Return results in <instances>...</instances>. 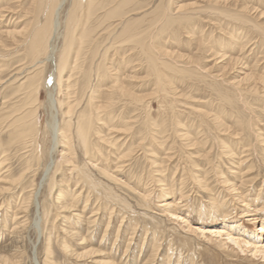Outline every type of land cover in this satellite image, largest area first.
<instances>
[{"label":"rangeland","instance_id":"1","mask_svg":"<svg viewBox=\"0 0 264 264\" xmlns=\"http://www.w3.org/2000/svg\"><path fill=\"white\" fill-rule=\"evenodd\" d=\"M138 1V13L130 15L129 22L139 37L124 40L116 47L114 30L109 36L97 29L98 33L91 36L98 37L91 42L88 35L91 27L98 23L83 20L86 25L80 21L82 29L80 27L79 34L72 39L74 49L70 50V64L62 72L58 85L54 78L51 80L56 86L53 96L60 124L67 121L65 112L70 105L73 109L71 129L74 130L82 118L80 115L90 119L88 157L76 148L79 164L88 167L95 180H100L118 196V201L113 197L107 199L105 210L98 211L94 224L76 223L70 218L77 233L86 234L88 226L89 231H93V240L79 244L78 236L62 242L65 234L59 227L67 226L61 216L70 214L71 210L58 212L54 204H50L46 181L40 186L39 194V199L45 198L49 211V217L41 222L43 234L37 238L33 229H29L21 241L10 233L13 222L8 211L21 204V194H28L31 180L42 181L44 166L49 160L51 136L46 125L50 111L48 89L43 88L42 82L45 77L48 79L52 65L45 61L43 50L38 56L32 55L29 43H20L26 29L22 34L3 32L32 26L37 18L31 0H0V8L16 12L9 22L5 17L2 19L0 11V69H3L0 72V82H3L0 83V147L8 140L11 128L6 127L10 123L8 115L35 99L27 107L39 109L37 127L40 131L37 151L40 166L37 165L36 174H27L24 189L7 195L4 204L7 208L0 207V254L7 257L10 264H45L48 234L51 235L50 259L55 264H264L260 256L242 252L234 245L230 250L220 247L219 236L215 239L212 235L213 239L208 240L199 232L226 222L246 229L244 237L247 239L253 240L257 233L264 237V231L259 230L264 221V80H255L259 75L264 79V0ZM66 11L67 7L61 13L57 61L67 30L66 16H63ZM239 17L244 21L238 20ZM38 19L44 20L43 17ZM117 27L122 28V24ZM80 37L86 44L77 56ZM221 54L224 57H220ZM20 67L22 74L11 77L10 71ZM247 74L252 77H245ZM33 75L36 76L34 81ZM33 82L36 85H30ZM112 85L111 92H107ZM101 104L104 111L97 119L96 107ZM132 116L135 122L127 126L124 122ZM119 130L124 133L119 134ZM125 135L126 141H122ZM116 136L121 141H116ZM114 139L117 144L110 143ZM132 148L127 156L129 160L121 164L120 171L114 172L115 166L120 164L115 161L116 156ZM61 149L58 145L53 157L54 169L58 168L52 172L56 181L53 197L60 190L59 179L63 168L67 167ZM10 154L7 164L18 175L23 159L14 157L13 152ZM153 161L162 166L158 175ZM101 167H107L108 173L102 174ZM243 174L248 182L241 186ZM233 177L237 178L232 180ZM227 182H235L233 188L239 189L232 192V188L225 187ZM238 197H242L240 201ZM164 201L175 203L180 219L168 216L158 207ZM98 203L93 201L94 208ZM82 204L81 200L72 214L80 211ZM58 213L60 216L56 218ZM29 216L32 217V212ZM54 219L56 228L51 229ZM108 220L110 224L104 233ZM188 223L194 232L188 231ZM132 229L135 230L133 238ZM65 244L67 252L61 247ZM89 248L94 251L86 253Z\"/></svg>","mask_w":264,"mask_h":264},{"label":"bare ground","instance_id":"2","mask_svg":"<svg viewBox=\"0 0 264 264\" xmlns=\"http://www.w3.org/2000/svg\"><path fill=\"white\" fill-rule=\"evenodd\" d=\"M31 3H33V5H34V8L32 10H34L33 12H35V17L37 18V19L35 18L36 20L33 22L32 26L31 27L28 26L29 28L23 26L19 30H5L3 32L12 33V34H22L23 31L26 29L27 32L24 34L23 38L19 39L20 43L22 41L23 42L27 41V43H29V48H30L28 50H31V52L33 53L32 55L38 56L43 50V53H45V58H44L45 61L52 65V70L48 76V79L45 77V79L42 82L43 88L47 87V89H48L47 90V92H48V107H49V111H50V118L47 121L46 128L50 132V136H51L50 144L51 145L49 147V154H48L49 160L46 163V165L44 166V171H43L44 175H43L42 181L39 183H36L34 179L31 180L30 184L28 185V187H29L27 190L28 194H26V195L21 194V204H19V206H17V208H15L14 210H11L10 212L8 211V214H9L10 219H11L10 221H11V223L13 222V227H12L10 233H13L12 235H16V237H14V238H16V240L21 239V241L24 240L25 236L29 232V229H31V230L33 229L37 238H39V236L43 234V230L41 228V222L43 220L45 221L46 218L49 217L48 216L49 211L46 208L45 198L39 199V194H40V186L43 184L44 181H46L47 191H48V199L50 201V204H52V205L54 204L56 209H58V212H66V211H70V210L71 211L76 210L77 206H79L81 204V200L83 201L81 209H79L80 211H78L77 213H74V214H72L73 212L70 211V214H66V215L64 214L61 216V218H64L63 222L66 223L65 225L67 227H72V228H67V227L64 228L63 226L59 227L60 232L65 234V237H63V236L61 237L62 238L61 240L63 243L66 242L67 238H71L72 236H78L80 238L79 244H82V243H86L88 240L94 239V235L92 234L93 231L92 232L89 231L91 229H90V226H88L86 229L87 230L86 234H81L79 232L77 233L76 231H74L75 227L71 225L72 219L70 220V218H73L76 223H83L82 221H85L84 224L86 223V225L94 224V222L96 221L97 215L99 214L98 211H100L101 209L105 210V207L108 204L107 199L109 197H113V200L116 199V201H118V196L113 194L110 189H107L106 186H104V184H102V182L100 180L99 181L95 180L92 177V175L89 174L88 167H85L84 164L83 165L79 164V160H78V156H77L78 155L77 151L79 150V148L82 150L83 154H85L86 156L88 155L87 149L89 148V145H90L89 140H90V131H91V124L89 121L90 119H88V117H86V116L80 115L79 118H81V117L82 118L79 119L80 121L74 127V130H73V128L71 129V127L73 126L71 124V121H72L71 116L73 115V109L71 107L72 105H70V106H68V109L65 112V115H67L68 119L64 124L61 125L59 122V119H58L57 101L55 100V98L53 96V91L56 90L55 89L56 86L51 84V80L54 78L55 83L56 84L59 83V81L61 79L60 77H61L62 72L67 67V64H70V63H68L70 50H71V48H72V50L74 49L72 47V39L75 35L79 34V30L82 29V27L80 26L82 22L80 23V21H83V20L87 21L88 20V22H89L90 20H92L95 22L93 24L98 23V25H94L93 27H91V31H90L91 33L89 32L90 35H88V36H90L91 38H89V37L88 38L91 40V42L98 37V36L95 37V39H93V37H92L93 35L94 36L96 35L93 33L97 32V29H98V32H100V31H103V33L106 32L109 34V36H111V34L113 32H115L116 38H114V39L116 40V47H120V45L122 44L121 42L124 40L125 41H129V40L132 41V39L139 37L138 33L135 31V28L133 27V24L129 22L130 21L129 17H130V15H135L136 13H138L136 11L139 9L140 2L138 0H31ZM66 7H67V11L64 13V15L63 14L62 15L64 17L66 16L65 20L67 22H65V23H66L67 30H66L65 35L62 38V39H64V44L62 43L63 44L62 54L60 56V59L57 61L56 57H55V52H56L57 40L61 36V33H60V30H61L60 25H61V21H62L61 13ZM13 10H15V9H13ZM212 10L216 11V9H214V8ZM0 11L2 12V15H1L2 19H4V17H5L6 20L9 19V22H11L13 14L16 13V12H13L12 10L3 9V8H0ZM226 16L231 17L230 15H226ZM42 17L44 19L43 22H41L38 19V18L42 19ZM23 19L24 18H22L21 20H23ZM237 19L244 21L242 17H239ZM20 21L18 20V22H20ZM115 22H117V23H115ZM84 23H83V27H85L87 25V23H85L86 25ZM75 24H76V27H75ZM89 24H91V21ZM120 24H122V28L117 27V25L119 26ZM63 25H64V23H63ZM80 27H81V29H80ZM76 28H77V31H76ZM64 29H65V26H64ZM232 31H234V30H232ZM78 40H79L78 41L79 47H78V50L76 52L77 56H78L79 50L82 49L81 47L86 44V41L83 42L81 40V37ZM85 40H88V39H85ZM134 41H136V39ZM24 43H21V44H24ZM74 43L76 45V42H74ZM89 43H90V41H89ZM89 43H88V45H89ZM18 46L19 45H17L16 47H18ZM76 46H74V47H76ZM85 48H86V46H85ZM93 51L94 50H92V52ZM222 56L224 57V54L220 55V57H222ZM76 59H75V61H76ZM71 61H72V59H71ZM72 64H73V62H72ZM1 65H3V64H1ZM2 70L3 69H0V72ZM11 72L13 73L11 75V77H15L16 75L19 76L22 74V69H21V67L19 69L14 68L13 70L10 71V73ZM246 76L248 77L249 74L245 75V77ZM250 76H249V78H250ZM34 78H36L35 75H33V78H32L33 81H34ZM49 78H51V79H49ZM258 79L263 81L264 80L263 75H259L258 78L255 80H258ZM68 80L66 78L64 80L65 83H67ZM0 81H1V79H0ZM0 83H3V82H0ZM32 84L36 85L35 82L31 83L30 85H32ZM112 87H113V85L110 86V88L106 91L111 92V90L113 89ZM67 89H69V88H67ZM32 91L36 93V90L34 91V89H32ZM26 101H28V100H26ZM35 101H36V99L32 100V102H35ZM32 102H31V104H32ZM29 103L30 102L24 103L23 105L14 109L12 111V113H10L8 115V119L10 120L9 121L10 123L6 124V127L7 128L11 127V128H10V132L8 134V140L5 144V146L0 147V172H1L0 173V207L5 206L4 204L6 201V197H8L7 195L13 194L14 190H16V189H24V187H23L24 183H25L24 180H25V177L27 176V174L34 173L35 171L38 170L37 165L40 166V162L38 160V157L40 155L38 156V152H37L38 148H39L38 137H39V132H40L38 130V127H37L38 126V118L37 117H38L39 109L37 107H32V108L27 107V106L31 105ZM62 105H63V103H62ZM102 106H103V104L98 105L96 107V113H97L96 118L97 119L100 116L99 114L104 111V108H102ZM13 112H18V113L13 114ZM101 115H105V113H102ZM132 118L135 119L134 116L129 117L124 123L127 126H131L135 122V120H132ZM74 124H75V122H74ZM133 127H135V126H133ZM127 129L128 128H126V130ZM118 133L122 134L124 132L119 130ZM126 136L127 135H125V139L123 137V138H121V140L123 139L122 141H126ZM181 136H183V135H181ZM58 137L61 138L62 141H60L58 139ZM119 140L120 139L116 136V141H119ZM111 142H113V144H117V142H115V139H114V141H110V143ZM240 144L241 143L239 142V145ZM58 145H60L62 147L61 151H63L62 155H63V158L66 162L67 167H66V169L63 168L64 172L62 174V177L60 176L61 179H59L60 184L58 186H59L60 190L57 192L56 196L53 197L52 191L56 185V181L53 179V173H55L58 169L57 167H56V169H54L55 161H54L53 157H54V154H55V151H56V148ZM121 145H122V143H121ZM125 145H127V144H125ZM76 148L78 149L77 151H76ZM120 150H122V149L120 148ZM120 150H118V151H120ZM132 150H133V148L128 149V151H126L122 154L120 151V155L116 156V158H115V161H118V163H120V164H117V165L115 164L116 168H115L114 172L120 171L119 169L123 168L122 165L124 162L129 160L127 158V156H129V153L132 152ZM12 152H13V156L17 157V159H23L22 160L23 161L22 162L23 167H21V169L19 170L18 175L15 174V170L12 169L7 164L9 161V156L11 155L10 153H12ZM32 153L34 155H32ZM232 153H234V152H232ZM149 155L151 156L152 154H149ZM245 155H247V154H245ZM99 158H102V156L100 155ZM152 163L155 164L153 166L155 168L154 171H156V175H158L159 174L158 171L161 172L160 169H162V166H157L156 161H153ZM34 165L36 166L35 168H34ZM100 169H101L100 171L102 172V174L108 173L107 167H105V168L101 167ZM49 172H51V173L53 172V173L51 174ZM35 174L36 173H34V175ZM233 174H235V173H233ZM183 175H184V173H183ZM183 175H182V177H183ZM197 176L198 175L195 174L196 178H197ZM243 176H244V174H243ZM193 178L194 177H192L190 179H193ZM224 178H226V177H224ZM243 178L244 179H242V181L240 180L241 186H244L248 182L245 179L246 178L245 176ZM72 179H74V180H72ZM235 179L233 177L232 180H235ZM200 180L201 179H199L197 181L201 183L202 180L201 181ZM158 181H159V179H158ZM161 181L162 180H160L159 182H161ZM197 181H196V183H198ZM224 181L226 182L227 180L225 179ZM164 182H165V180H164ZM205 183H203V184L205 185ZM171 184H172V181H171ZM223 184H224V182H223ZM234 184H235V182H234ZM234 184L227 182V184H225V187H227L229 189L232 188L231 190H232V192H234L233 191L235 189V188H233V187H235ZM248 184H250V183H248ZM184 185H186V184H184ZM205 187H206V185H205ZM166 188H168V187H166ZM185 189H186V187H185ZM208 189H210V188L208 187ZM238 189H239V187H238ZM149 193L150 192H148L147 196H149ZM237 194H239V193H237ZM64 195L68 196V199L66 197H64ZM239 198L240 197H238V199ZM240 199H239V201H240ZM243 200H245V199H243ZM93 201H99L100 202V203H98L97 208L96 207L94 208ZM173 203H170L169 201L168 202L164 201V202L160 203V205L158 207H162V209H163L162 211H164L168 216L170 215L176 219L177 218L180 219L181 215L179 212H176L177 211L176 207H175L176 205H174L175 203L174 204ZM178 203H179V201H178ZM224 205H225V203H224ZM262 205H264V204H262ZM8 206H10V205H8ZM186 206H188V205H186ZM190 207H192V205ZM227 208H228V205H227ZM227 208H226V210H227ZM221 210L223 211L224 208L223 209L221 208ZM31 212H32V217L29 216ZM83 214H84V216H83ZM88 214H90V215H88ZM59 216H60L59 213L55 215L56 218ZM6 223H8V221ZM109 224H110V220H108L106 225H105L104 233L108 229ZM74 225H75V223H74ZM5 226H7V225H5ZM239 226H240V224H239ZM186 227L188 228V231L190 230V231L194 232V230L191 228V225L189 223L187 224ZM52 228H54V229L56 228L55 227V219L52 222L51 229ZM196 228L199 229L198 227H196ZM260 229L262 231H264V221L261 222L259 230ZM146 230H149V229H146ZM88 232H90V233L88 234ZM134 232H135V230L132 229L131 237L133 236ZM199 232L202 236L204 235L206 238H208V240L213 239L212 235H214L215 239L217 238V236H219L220 239H218L219 240L218 245L220 247H227V249L230 250L229 249V248H231L230 246L234 245L242 252L248 251L254 257L260 256V258L264 259V237L261 233L255 234L253 240H251L249 238L247 239V237H244L246 235L245 234L246 229L245 230L240 229L236 223H226V222H223L221 224V226L214 227L213 229H206V230L202 229ZM94 233H95V231H94ZM116 233L118 234V231ZM50 237H51V235L48 234V237L45 238L47 240V243H46L47 246L45 249L46 250L45 264H49L50 262H51V264H55L50 259V256L52 254L51 245L49 242L51 239ZM102 237H103V235H102ZM17 242H19V241H17ZM156 244H157V242H156ZM159 244H160V242H159ZM61 247L64 250V252L69 251L68 245L65 244V245H62ZM141 248H143V247H141ZM153 250H155V248ZM93 251L94 250L92 248H89V249H87L86 253H88V252L92 253ZM125 254H127V253H125ZM151 259H152V257H151ZM145 263H147V262H145ZM0 264H10V261L7 259V257L0 254Z\"/></svg>","mask_w":264,"mask_h":264}]
</instances>
